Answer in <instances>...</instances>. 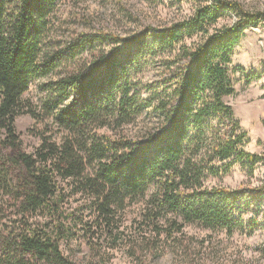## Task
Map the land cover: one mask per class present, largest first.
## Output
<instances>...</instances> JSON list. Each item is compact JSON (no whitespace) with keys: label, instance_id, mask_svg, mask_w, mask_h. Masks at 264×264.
<instances>
[{"label":"trees","instance_id":"obj_1","mask_svg":"<svg viewBox=\"0 0 264 264\" xmlns=\"http://www.w3.org/2000/svg\"><path fill=\"white\" fill-rule=\"evenodd\" d=\"M60 1L0 0V264H83V256L72 254L73 241L86 245L88 264L104 263L103 243L128 247L137 259L193 223L227 235L254 234L264 184L204 182L237 163L248 174L264 163L243 148L247 133L223 101L235 93L236 72L245 71L232 66L233 48L244 29L264 21V12L247 11L237 1L177 0L193 2L191 13L158 30L127 38L81 32L66 50H43ZM228 11L236 15L232 24L210 32ZM198 34L201 40L185 42ZM95 41L110 48H99L89 63L48 84L43 114L63 130L62 140L40 134L39 145L27 150L15 121L23 114L38 117L22 98L32 76L50 74ZM165 53L178 59L173 74L169 57L168 76L152 86L150 98H139L130 72ZM245 76L250 83L261 75ZM151 106L162 122L129 133ZM140 202L135 231L127 235L120 230L123 211Z\"/></svg>","mask_w":264,"mask_h":264},{"label":"rangeland","instance_id":"obj_2","mask_svg":"<svg viewBox=\"0 0 264 264\" xmlns=\"http://www.w3.org/2000/svg\"><path fill=\"white\" fill-rule=\"evenodd\" d=\"M237 1L245 10L250 12H264V0H228ZM193 2L177 0H62L57 4L49 30V37L45 38L46 49L66 50L74 36L78 33H111L127 38L144 30H158L172 21L185 18L191 13ZM236 15L226 12L223 17L211 26V30L228 27L235 20ZM100 32V33H98ZM201 34L185 39L189 44L199 41ZM93 47L76 58H66L50 74L32 76L27 91L23 94L27 102L38 117L29 114L17 117L16 129L27 150H31L40 143V134L49 136L52 141L60 142L64 132L58 128L53 120L43 114V101L50 97L49 83L56 80L66 70H72L83 63H89L99 48L108 49V43L103 46L96 41ZM50 51V50H49ZM232 66H241L244 72L237 71L234 81V95L225 96L223 101L232 107L235 119L240 127L246 131L247 137L243 148L264 158V21L257 27L244 29L240 40L233 48ZM175 60L168 71L166 58ZM174 53L158 54L144 59L141 68L133 70L130 82L133 90L140 92L141 99L150 98L153 85H159L165 76L173 74L177 67ZM73 62V63H71ZM259 73V79L247 83L245 74ZM163 85V84H162ZM162 85L159 86L160 90ZM158 88V89H159ZM70 99L65 101L69 103ZM154 104V103H153ZM162 122V117L153 106L143 109L135 122L128 126L129 133L146 131L155 128ZM230 171L218 177L209 176L204 182L206 186H223L229 188H254L264 184V163H259L253 172L248 174L246 167L235 164ZM153 190L151 187L148 191ZM264 206V205H263ZM141 202L128 206L123 211V227L120 228L129 235L135 231L132 223L139 216ZM261 225L254 234L247 235L235 231L227 235L223 230H210L198 225L187 224L181 235L174 234L175 239L161 238L159 247L154 254L142 252L141 258H131L127 248L121 245L111 249L103 243L102 253L105 252L103 264H264V207H260L258 218ZM73 256H83V264L87 262V247L84 243L71 242ZM107 256L109 259H107ZM94 264V263H90Z\"/></svg>","mask_w":264,"mask_h":264}]
</instances>
